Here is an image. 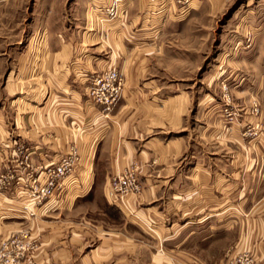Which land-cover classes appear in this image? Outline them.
<instances>
[{
    "label": "rangeland",
    "instance_id": "1",
    "mask_svg": "<svg viewBox=\"0 0 264 264\" xmlns=\"http://www.w3.org/2000/svg\"><path fill=\"white\" fill-rule=\"evenodd\" d=\"M113 32H121L122 46L116 47ZM81 48L88 50L81 52ZM143 50L152 54L150 70L138 71L141 83L127 87L129 71L136 74L133 66L144 57ZM87 63L100 68L87 74L91 68ZM110 69L119 72L123 83L119 100L106 109L89 90L92 80ZM47 73L54 75L48 89L43 83ZM80 74L87 78L85 83L75 81ZM127 89L134 108L163 107L160 103L168 99L155 114H188L187 132L192 129L198 152L210 144L216 155L245 161L240 173L245 172V208L239 210L234 200L236 187L224 215L183 222L178 232L165 239L159 227H166L168 219L147 222L129 204L130 198L140 199L144 193L140 168L136 166L142 190L128 195L125 207L112 200L110 182L105 187L106 199L102 184L91 190L81 183L75 142L70 143L75 148L63 154L72 155L74 165L55 195L42 203L31 202V183L36 178L44 183L45 178L36 175L26 151H20L22 146L14 151L20 141L7 132L15 126L13 100L28 96L43 104L49 90L56 108L63 96H70L71 109L77 114L110 113L122 104ZM181 103L182 110L176 111ZM0 117V143L6 146L0 191L16 184L25 188L28 199L21 205L28 216L24 221L46 226V220L52 219L48 215L62 205L57 203L62 192L70 188L83 194L69 204L70 261L54 264H218L222 259L223 264H255L251 248L239 246V239L248 234L245 227L264 223V204L252 207L255 195H260L255 191L259 188L264 193V0H0ZM207 124L213 131L206 135ZM18 155L23 159L17 167L12 160ZM230 168L231 176L237 177L240 168L234 163ZM59 218L62 221V215L53 217ZM75 223H81V250L74 243L79 238V230L73 231ZM32 225L25 223L0 239V251L8 244L7 255L14 259L0 264H23L37 252L44 232ZM19 242L24 248L17 259ZM59 246L50 250L56 252Z\"/></svg>",
    "mask_w": 264,
    "mask_h": 264
},
{
    "label": "crops",
    "instance_id": "2",
    "mask_svg": "<svg viewBox=\"0 0 264 264\" xmlns=\"http://www.w3.org/2000/svg\"><path fill=\"white\" fill-rule=\"evenodd\" d=\"M120 33L117 32L116 36L113 34L116 47L122 46ZM83 40L84 38L82 39L84 44ZM64 45L63 50L65 51L66 44ZM87 50L81 48V52ZM143 51L142 62L138 60V65L133 66L136 74L132 75L129 71V77L126 80L127 87H136L141 83L138 71L145 73L150 70L152 54ZM48 52L50 53L49 48ZM49 66L48 64L47 71H49ZM90 67L86 69L87 74L97 72L99 66L92 63ZM46 76L43 83L48 89L53 86L54 75ZM78 77L75 81L85 83L87 80L83 74ZM65 81L67 82L66 79ZM128 93L127 89L125 97L121 100L122 104L117 106L114 112L95 110L92 114H77L75 110H72L70 96H63L62 102H59L56 108L55 97L49 90H47V98L43 104L36 103L28 96L16 97L13 100L15 108L12 113L15 126L11 132L7 131L14 134L17 141H20L19 144H14L16 146H14V151H19L18 146H22L20 151L23 152V149L26 151L28 162L35 168L36 175L43 179L45 166L55 163L63 154L70 153L74 147L70 143L75 142L76 148H74L79 151L81 183H85L91 190L95 184H102L105 199V187L110 182L111 176L123 173L133 165L138 166L144 193L140 199L130 198L129 204L133 210L138 211V216L147 222L154 223L160 222L163 218L168 219L169 224L166 227H159L165 239L172 233L178 232L183 222L194 221L200 216L206 218L214 214L224 215L230 207L231 193L236 187L238 198L234 200L238 202L239 210L240 208L242 210V207L245 208V172L240 174L245 165L244 160L239 158L232 161L225 159L224 154L216 155L214 145L210 144H206V149L198 152V144L196 145L193 140L192 129L187 132L188 114H182V112L180 114H177L178 112L176 114H155V111L164 108V102L170 101L168 99L160 103L163 107L157 108V106L149 105L144 110L134 108ZM26 99L30 102L24 104L22 101ZM73 100L80 103L78 98ZM23 104L25 110H22ZM178 108L182 110L183 103L176 106V111ZM4 118H6L5 115ZM204 129L206 135L210 133L209 131H213L209 124L204 126ZM1 135L3 136L2 132ZM2 150H6V146L0 143V170L6 166L3 164L6 158ZM222 151H225L224 148ZM18 156V159L12 160L17 167L19 166L18 161L23 159L21 155ZM231 163H234V167L240 168L238 176L234 178L231 176ZM19 172L22 171L19 170ZM258 191L260 195L257 197L255 195L253 208L264 204V193L259 188L255 193ZM61 195L62 198L57 200V203L62 202V205L58 206L56 212L48 215L52 219L46 222L42 220L46 226L40 223L34 226V221L23 219L28 216V211L21 205L28 199L25 188L16 184L9 191H0V239L6 237L8 231L19 229V226L28 222L33 224L35 231L44 232L41 246L23 264H54V262L70 261L72 240L69 206L74 199H81L80 195L83 194L77 195L69 188ZM55 215H62V221L60 218L59 221H55L53 219ZM74 226L76 227L73 231L79 230V238L74 243L78 250H81L84 246L80 237L81 223H75ZM244 230L248 231V234L247 237L244 235L239 239V246H249L255 264H264V223L253 224L248 228L245 227ZM55 245H61L56 250L57 253L55 250H50L51 247L55 248ZM104 246L111 248L108 244ZM100 247L102 251L103 244ZM219 262L218 264H223L224 260H219Z\"/></svg>",
    "mask_w": 264,
    "mask_h": 264
},
{
    "label": "built area",
    "instance_id": "3",
    "mask_svg": "<svg viewBox=\"0 0 264 264\" xmlns=\"http://www.w3.org/2000/svg\"><path fill=\"white\" fill-rule=\"evenodd\" d=\"M122 78L116 69H110L103 75H98L92 80V87L89 90V95L100 104H103L106 109H111L119 100L121 94ZM74 165V157L72 155L62 156L58 163L48 164L44 168V183L34 179L30 187L31 202L42 203L53 197L60 186V182L72 170ZM142 188L139 183V177L136 165H133L128 172L113 177L110 180L109 194L114 202L127 206V196L130 194H139ZM16 241V240H15ZM19 251L16 252V257L19 259L23 255L24 247L19 243L16 244ZM0 251L1 262H12L7 255L9 246L4 244ZM246 262L245 264H248Z\"/></svg>",
    "mask_w": 264,
    "mask_h": 264
}]
</instances>
